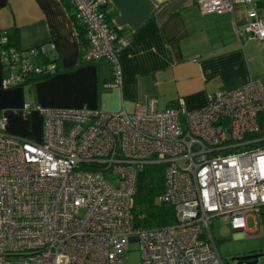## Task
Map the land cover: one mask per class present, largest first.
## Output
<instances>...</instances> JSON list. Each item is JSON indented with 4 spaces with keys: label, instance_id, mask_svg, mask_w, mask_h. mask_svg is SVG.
Here are the masks:
<instances>
[{
    "label": "built area",
    "instance_id": "built-area-1",
    "mask_svg": "<svg viewBox=\"0 0 264 264\" xmlns=\"http://www.w3.org/2000/svg\"><path fill=\"white\" fill-rule=\"evenodd\" d=\"M235 0H196L201 13H223ZM245 1V0H241ZM85 28L84 61H105L109 87H120L117 49L126 45L107 17V0H69ZM264 39V21L244 28ZM54 45L19 49L0 33L4 89L44 76L54 61L39 62ZM43 119L41 141L10 135L0 120V264H123L138 243L141 264H227L210 229L228 220L246 234L249 213L264 208V83L250 79L207 95L188 109H159L156 99L133 111L50 109L27 102ZM163 165L160 201L175 223L147 227L135 208L144 166ZM256 224V221H255Z\"/></svg>",
    "mask_w": 264,
    "mask_h": 264
},
{
    "label": "crops",
    "instance_id": "crops-1",
    "mask_svg": "<svg viewBox=\"0 0 264 264\" xmlns=\"http://www.w3.org/2000/svg\"><path fill=\"white\" fill-rule=\"evenodd\" d=\"M67 2L0 0V32L9 46L54 45L45 55L54 70L29 83L2 88L0 62V120L6 119L12 136L42 140V116L25 112L27 102L116 112L133 111L137 103L155 98L159 109L178 108L181 101L198 109L215 91L250 79L264 83V39L244 31L253 19L264 21V0H235L231 11L220 14L201 13L196 0H107L104 11L126 39L116 54L120 87L108 86L113 72L107 62L82 59L83 44Z\"/></svg>",
    "mask_w": 264,
    "mask_h": 264
},
{
    "label": "rangeland",
    "instance_id": "rangeland-1",
    "mask_svg": "<svg viewBox=\"0 0 264 264\" xmlns=\"http://www.w3.org/2000/svg\"><path fill=\"white\" fill-rule=\"evenodd\" d=\"M163 176L151 179V190L158 192L156 201L160 203L159 192L163 188ZM139 211V208L137 209ZM256 221V224H255ZM248 232L234 231L228 220L213 218L210 229L215 239L217 251L227 264H237L235 257L260 254L256 264H264V208L258 213H249L246 219ZM123 264H141L138 243L129 244L122 253ZM246 264V263H244Z\"/></svg>",
    "mask_w": 264,
    "mask_h": 264
},
{
    "label": "trees",
    "instance_id": "trees-1",
    "mask_svg": "<svg viewBox=\"0 0 264 264\" xmlns=\"http://www.w3.org/2000/svg\"><path fill=\"white\" fill-rule=\"evenodd\" d=\"M66 4L69 6L71 5L69 2H67ZM75 26L83 44L82 49H85V47L87 46L85 28L77 22H75ZM114 29L118 34L117 29L115 27ZM41 58H43L45 62L49 59L45 55L41 56ZM38 78H40V76H32L24 83H29ZM259 123L260 131L251 135L252 137L264 136V112L259 115ZM162 170L163 165H147L143 167L138 177L137 191L135 195V208H139V212L143 213V217L140 221V224L143 226H164L173 224L176 221L173 206L164 202L158 203L156 201V195L158 194V192L151 190V179L154 180L158 175H162Z\"/></svg>",
    "mask_w": 264,
    "mask_h": 264
},
{
    "label": "water",
    "instance_id": "water-1",
    "mask_svg": "<svg viewBox=\"0 0 264 264\" xmlns=\"http://www.w3.org/2000/svg\"><path fill=\"white\" fill-rule=\"evenodd\" d=\"M259 256L260 254H250V255L235 257L234 260L237 261V264H242L244 260L246 261V264H256Z\"/></svg>",
    "mask_w": 264,
    "mask_h": 264
},
{
    "label": "flooded vegetation",
    "instance_id": "flooded-vegetation-1",
    "mask_svg": "<svg viewBox=\"0 0 264 264\" xmlns=\"http://www.w3.org/2000/svg\"><path fill=\"white\" fill-rule=\"evenodd\" d=\"M255 254V253H254ZM246 263V261L244 260L242 264Z\"/></svg>",
    "mask_w": 264,
    "mask_h": 264
}]
</instances>
